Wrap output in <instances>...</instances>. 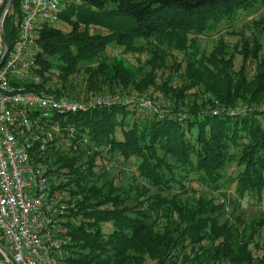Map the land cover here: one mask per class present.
Instances as JSON below:
<instances>
[{"label": "trees", "instance_id": "obj_1", "mask_svg": "<svg viewBox=\"0 0 264 264\" xmlns=\"http://www.w3.org/2000/svg\"><path fill=\"white\" fill-rule=\"evenodd\" d=\"M20 2L4 22L10 49ZM263 3L72 0L59 13L66 30L39 28L40 82L29 90L83 102L137 96L154 108L31 113L32 133L18 137L67 205L60 225L70 246L60 264H264V217L221 222L225 187L264 203V19L254 23L260 35L234 52L224 40L211 52L200 47ZM236 108L246 111L232 115ZM47 132L54 139L42 149L37 137Z\"/></svg>", "mask_w": 264, "mask_h": 264}, {"label": "built area", "instance_id": "obj_2", "mask_svg": "<svg viewBox=\"0 0 264 264\" xmlns=\"http://www.w3.org/2000/svg\"><path fill=\"white\" fill-rule=\"evenodd\" d=\"M71 1L21 0L18 37L0 66V261L6 264H60L69 253L70 241L62 236L60 225L67 205L56 189L57 178L43 165L32 164L29 144L18 137L32 133L31 113L46 120L54 113L75 114L103 106L154 110L149 100L137 96L97 95L83 102L26 87L30 81L40 82L34 75L39 28L58 23L59 7ZM5 2L0 0V59ZM236 109L233 112L246 111ZM53 139L52 132L37 137L42 149Z\"/></svg>", "mask_w": 264, "mask_h": 264}, {"label": "rangeland", "instance_id": "obj_3", "mask_svg": "<svg viewBox=\"0 0 264 264\" xmlns=\"http://www.w3.org/2000/svg\"><path fill=\"white\" fill-rule=\"evenodd\" d=\"M64 7L65 4H62L59 9L61 10ZM261 19H264V3L260 4L253 11L240 15L234 22H225L221 24L217 30L207 33L205 36L201 37L200 47L206 52H211L220 40H224L229 45L230 52H234L237 44H241L245 39L252 42L254 36L260 35L257 28L254 26V23ZM55 26L66 30V26L62 23L58 22ZM242 64V56L237 55L235 60V70L239 71ZM254 67L255 65L252 63L251 68ZM251 72L254 73V70ZM235 110L238 111L237 109H234L233 111ZM233 111L231 112L232 115H236L238 113ZM221 191L227 194V199L225 201L226 210L221 217V222L230 220L231 223L240 226L243 225V223L249 224L264 217V203H254L255 201L251 199H248L247 201L241 200L235 195L234 191L228 187L221 189ZM208 195L210 197H218L217 193H208ZM239 217L243 219L241 224L238 220Z\"/></svg>", "mask_w": 264, "mask_h": 264}, {"label": "water", "instance_id": "obj_4", "mask_svg": "<svg viewBox=\"0 0 264 264\" xmlns=\"http://www.w3.org/2000/svg\"><path fill=\"white\" fill-rule=\"evenodd\" d=\"M15 2V0H8L7 1V4L5 6V9L3 11V14H2V18L5 19L6 18V15L7 13L11 10L12 6H13V3ZM9 51V46H8V43H7V40H6V37H5V33L3 32V55L0 59V66L3 64L6 56H7V53ZM0 264H6V263H3L0 261Z\"/></svg>", "mask_w": 264, "mask_h": 264}]
</instances>
